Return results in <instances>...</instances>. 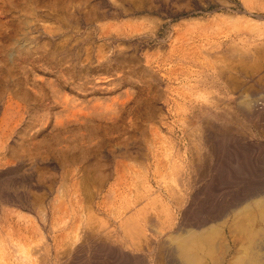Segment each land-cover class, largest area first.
<instances>
[{
	"label": "rangeland",
	"instance_id": "374dc122",
	"mask_svg": "<svg viewBox=\"0 0 264 264\" xmlns=\"http://www.w3.org/2000/svg\"><path fill=\"white\" fill-rule=\"evenodd\" d=\"M263 25L264 0H0V210H11L14 218L17 213L25 214L21 215L29 232L24 231L25 235L28 239L38 238L34 241H42L44 246L50 247L54 235L58 234V239L64 231L68 243L69 235L71 239L76 237L71 240L74 245L67 244L64 260L58 261L68 263L76 255L78 262L90 253L89 249L92 251L94 241L102 239L98 230H102L105 216L95 206L99 192L95 191L98 184L93 183L97 167L102 175H109L102 190L113 180V161L124 159L125 151L146 160L159 143L179 150L188 144L192 130L204 120L202 114L215 110L228 114L230 122L221 121H226L228 131L234 129L230 133L235 134L236 130L237 135L263 145ZM208 59H213L209 61L215 62L214 67L211 64L210 68ZM240 59L248 60L246 65ZM212 69L216 74L221 70L219 79L231 81L234 87L227 85L226 92L220 88L221 82L215 86L209 82L207 76ZM197 78L202 79V85L197 84ZM187 85L202 87L199 90L203 99L188 108L190 126L186 128L190 135L186 132L183 136L182 125L175 122V101L187 100ZM239 92L247 94L246 101L252 97L259 99L261 104L255 105L259 108L255 116V111L248 116L242 113L243 106L247 111L248 108L236 100ZM193 97L191 100L196 98ZM238 105H243L241 110ZM207 108L211 109L207 112ZM239 120L244 122L240 125ZM188 155L195 157L189 150ZM60 178L66 180L64 189L70 199L66 214L70 215V222L63 220L67 225L64 231L58 226L63 213L56 210L60 219L56 212L53 218L50 215L59 183L62 185ZM76 188L82 201L78 193L74 194V190L78 192ZM86 191H91V195ZM40 208H44L47 219ZM55 216L59 221L53 220ZM52 221L55 222L50 225ZM84 223L89 227L83 231ZM54 225L56 230L51 227ZM71 225L79 226V236L90 238L71 236L76 231L75 228L71 233ZM53 258L52 252H46L43 264H55Z\"/></svg>",
	"mask_w": 264,
	"mask_h": 264
},
{
	"label": "bare ground",
	"instance_id": "6f19581e",
	"mask_svg": "<svg viewBox=\"0 0 264 264\" xmlns=\"http://www.w3.org/2000/svg\"><path fill=\"white\" fill-rule=\"evenodd\" d=\"M231 28H233V26ZM234 48L235 46L233 47V50H235ZM230 49H232V47ZM230 49H228L229 52ZM233 50H231V53ZM185 52H187V49ZM226 52L229 53L228 51ZM235 52L237 51L235 50ZM182 55L185 56V53H183ZM204 55L203 57H206ZM241 56H244V54H241ZM220 58H222L221 54ZM244 58L245 57H243V61ZM204 60L206 61L205 58ZM209 60L212 61L213 59H208L207 62ZM211 61L208 62L210 68L211 64L213 63H211ZM239 61L240 63H242V65H246V62L248 60L246 62H241L240 59ZM195 62L196 61H194V63ZM221 62L222 61L220 60V63ZM213 64H215V62ZM208 66L207 68L210 70ZM222 68L221 70H223ZM215 69L211 70L212 72L210 73V75L207 76L206 74L207 80L214 84V86L217 83L219 84L221 82L222 85L220 88H222L224 91L229 88L227 87V85H230L232 87L233 84L231 83V81L223 82L221 80V77L219 79V71L221 70L218 71V75V73H215ZM173 70L176 69L173 68ZM223 73L225 74V71H223ZM180 74H183V71H181ZM202 79L199 80L197 78V82L198 80L200 81V83L197 84H201L203 82H201ZM192 87L194 88V86L192 85L186 86L185 93L186 98L188 97L187 100H184L183 102L175 101V107L177 109L176 113L178 115L175 122L182 125V135L184 133L186 134V126L190 124L188 116H186L188 108L190 106L197 105L199 99L201 100V98L203 97L202 91L199 90V88L201 89L202 87H199V85H195V88H197H194V92V89H192ZM241 89L242 88H240V90ZM197 90H199V93L197 92ZM231 93L233 92L231 91ZM243 93L239 92L237 95L235 94L236 100H241L242 103L244 102L245 106L248 108L247 111L243 108L244 106L241 105L243 106L242 113L245 112V115L251 111H255V113H252V115L254 114L255 116L256 111H258L259 109L257 107L255 108V105L258 106L259 99L257 100V102L252 97V99L250 98V100L246 101L244 97H247V94L245 93V96ZM191 94L195 95L196 98H199L196 99L195 97H193L195 99L191 100ZM200 95L202 96L200 97ZM206 103L208 102H205V106ZM201 105H203V103ZM241 106L240 108L239 105L237 107L241 110ZM208 109L209 108H207V112L211 108L209 110ZM200 110L203 111V109ZM204 113L201 117V119L204 120L202 122L199 120L201 123L200 126L197 127V129L195 127V130H192L188 144H183L180 141L183 144L182 147L179 148L180 151L178 149H175V146L165 147L164 145L159 143L160 145L158 144L155 147L154 152L150 154L151 158H146V160L139 159L141 156L139 158L136 156H130L128 155L127 151H125L124 159L119 158L120 160H118L115 158L116 160L113 161L114 165L111 166V168L113 169L111 170L113 174V180L107 183L105 185V188L102 190L101 188L107 181V178H109V175H102L100 173V167H97V170L93 173V175L97 177V181L94 180L93 183H95V185L98 184L95 191L99 192L98 200L96 201L95 206L102 212L103 216H105V220L102 223L103 228L102 230H98V233H100L102 239L94 242L93 240L91 241V244L93 242L92 251L91 249H89L90 253L88 252V255L84 254L85 256L79 259V263L76 261L79 258L76 255L75 258L73 260L71 259V261H69L68 263H66L65 261L63 263L62 261L59 263L60 260H64L63 258L65 256V253L69 249V246L67 244L70 243L72 245L73 242H71V240H75V236H79V233L81 232L80 230L79 232L77 230L79 229V226L77 227L76 225L75 227H73L71 225L70 229L73 227V232L71 233H74V229L76 228L75 233L71 235L75 238L71 239L72 237L70 238L69 233V237L67 238L70 240L69 243L67 242L68 240L65 239L66 236L64 227L67 225L63 220L70 222V215L68 214L69 216H66L67 212H69L68 203H70V199L67 198V194L65 193L64 189L67 186L64 183L66 180L64 181V179H61L63 177H61L60 179L63 181L62 185L61 183H59L61 186H57L58 194L56 191V204L53 203V201L55 202V199H53V201L51 202L55 206L53 205L52 209L49 206L51 209V212L49 211L51 218H53L54 212L57 213V211L63 213L64 215L62 219H60L61 217L58 215L59 213H57V215L59 216L57 217L60 219V221H62V223L58 226L61 231H64V233H59L60 239L58 238V240L56 238V236L58 237V234L54 235V237L51 239L52 243L50 247L44 246L42 241L41 243L35 242L34 239L38 240V238L33 239L32 237L31 239H28V236L25 235L26 233H24V231L28 232V230L26 228V223L22 221L21 215L23 214L17 213L16 218H14L11 210H0V264H43V260L46 258L45 257L43 259V256L46 252H49V254H51V252L53 253L54 258L56 259V263L54 262L55 264H264V144H260L259 141V143L250 142L248 141V139H245L246 136L242 137L240 135H237L236 133L238 132H236V130L235 134L230 133L234 129L231 128V131H228L229 128H226V121H221L223 119H227L226 116L228 117V114L226 115V112L221 113L219 110H215V112L213 111L206 115ZM199 114H196L195 117L200 118L198 116ZM260 114L261 113H259V116ZM245 116H248V114ZM253 118L255 121V117ZM262 118L263 117H259L258 119L261 120ZM249 119H252V117H250ZM227 120H229V118ZM243 122L244 121H240L238 122V124L241 125V123ZM262 124L261 127H264V124ZM155 125L158 127L157 124ZM193 126H195V124ZM229 126L231 127V125ZM242 132H240L239 130V134H241ZM159 137L161 139V134ZM161 141H163V138ZM157 142H159V140ZM194 142L196 143V145H193ZM165 144L167 143L165 142ZM147 145L150 144L147 143ZM147 148H149V146ZM188 150L190 153L195 154V157L191 158V156L193 155L189 156ZM63 175L64 174H62V176ZM89 175L90 173L88 172V178L90 177ZM70 183H72V181ZM64 184L66 185L65 187ZM86 188L89 187H85V189ZM75 191L76 190H74V194L78 193V199H81L79 201H82L79 190L78 192ZM71 192H73L72 189L69 194H71ZM87 192L88 191H86V193ZM90 193L88 192V195ZM81 194L83 195V193ZM90 199L92 200V197ZM85 201L90 202V200L87 199ZM71 204H73V202ZM85 204H87V202H85ZM33 207L34 206H32V208ZM37 207L39 209L38 205ZM88 207L90 206L88 205ZM40 210L43 211V218L44 216L46 217L47 214H43L44 208H40ZM46 210L48 209L46 208ZM78 211H76L77 215L81 210L79 212ZM81 213L83 212L81 211ZM57 217L55 216L56 219L54 218L53 220H58ZM91 219L93 218L91 217ZM41 220L42 222H46L45 220L43 221L42 218ZM83 221L85 222L84 219ZM53 222L55 221H52L50 225H53ZM93 222L95 221L93 220ZM56 225L51 227H53L54 229ZM82 227L84 231V229L87 230L86 227H89V225L87 223H84ZM91 229L92 228H90L89 230ZM33 235L35 237V234ZM38 235L41 236L39 233ZM43 235L44 234H42V236ZM82 236L83 235L79 236V238L81 239ZM85 237H87V235ZM87 238H90L89 235ZM77 255L82 256V254L80 253Z\"/></svg>",
	"mask_w": 264,
	"mask_h": 264
}]
</instances>
